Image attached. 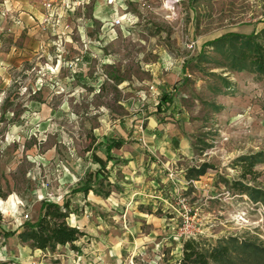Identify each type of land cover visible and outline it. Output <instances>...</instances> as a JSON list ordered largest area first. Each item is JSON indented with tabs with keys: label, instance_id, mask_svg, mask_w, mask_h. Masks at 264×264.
Returning <instances> with one entry per match:
<instances>
[{
	"label": "rangeland",
	"instance_id": "374dc122",
	"mask_svg": "<svg viewBox=\"0 0 264 264\" xmlns=\"http://www.w3.org/2000/svg\"><path fill=\"white\" fill-rule=\"evenodd\" d=\"M48 2L0 0V232H20L42 201L67 198V224L83 235L75 249L42 252L2 234L0 264H178L188 234L264 243L263 206L232 188L264 191V163L245 179L236 163L264 153V75L221 68L206 45L230 33L264 38V0ZM161 70L189 77L158 116L137 93ZM131 131V146L183 136L192 154L161 159L160 193L143 205L127 201L123 182L112 200L73 194L105 138ZM117 168L105 178L119 180Z\"/></svg>",
	"mask_w": 264,
	"mask_h": 264
},
{
	"label": "trees",
	"instance_id": "16d2710c",
	"mask_svg": "<svg viewBox=\"0 0 264 264\" xmlns=\"http://www.w3.org/2000/svg\"><path fill=\"white\" fill-rule=\"evenodd\" d=\"M213 53L220 57L216 62L221 68L231 72H247L258 76L264 75V38L258 35L226 34L206 44ZM166 97L161 98L166 102ZM121 146L120 141H112L105 145L106 160L93 155L92 160L99 169L86 174L80 185L71 192L87 195L92 192L106 199L110 195V184L106 182V190L102 186L105 178L110 151ZM240 168V178L253 176L254 168L264 163V153L240 157L237 160ZM208 166L202 164L193 170L189 176L195 180L203 176ZM232 188L240 194H245L254 203H260L264 208V191L243 185L241 182L232 183ZM73 212L67 198L62 204L42 201L40 212L35 222L23 223L20 232H0L6 237L16 235L19 242L27 244L33 250L54 252L57 247L69 246L75 249V243L83 235L78 229L67 224V219ZM178 264H264V243L256 239L238 238L233 236L217 239L214 244H208L200 238H187L182 243L181 258Z\"/></svg>",
	"mask_w": 264,
	"mask_h": 264
},
{
	"label": "crops",
	"instance_id": "0c3cea01",
	"mask_svg": "<svg viewBox=\"0 0 264 264\" xmlns=\"http://www.w3.org/2000/svg\"><path fill=\"white\" fill-rule=\"evenodd\" d=\"M183 76L189 77L181 70L176 72L164 71V73L162 72V70L160 72H155L153 73L152 78L148 83V87L144 89H140L137 93V96L142 99L145 98L146 103L153 104L154 105L153 111L157 112L156 114L158 116L167 115L169 114L168 109L174 106V103H172L169 96L177 86L183 83L181 78ZM150 87L153 88V91L149 90ZM163 97H166L165 99L166 102L161 101V98ZM170 103L172 104L170 105ZM165 107H168L167 109L168 113L163 114L162 111L166 109ZM157 124L158 122L152 119L149 122V128H155L158 126ZM152 132L154 133L155 131L152 130ZM153 133L150 134L148 132V137L146 138L149 139V134L150 136H152ZM133 135L136 139L135 131H131V133L128 134L121 133L119 138L113 136L106 137L105 141L102 142V145L100 146L99 152L94 155L98 156L102 160H106L105 145L109 144L112 141L121 142L120 147L113 148L110 151V159L107 162V166H106V173H108V171L109 172L116 171L115 169L118 167L117 169L121 170V176L119 177L120 179L117 180L114 178V180H112L108 176L106 179L110 184V188L119 185L120 182H123L120 184L124 186V188H122L121 191L123 195H126L127 201L129 202L131 200V202H133L135 205L136 204L143 205L144 202L147 203L149 202V200H145L144 197H148L147 194L150 191L153 190L154 194L160 193V191L159 190L156 191V189L159 187L160 179H161V174H160L161 166H159L162 164L161 159L165 161V165L168 166L170 165V163L173 164L175 161H178L177 156L188 157L189 155L192 154V151L191 148L182 144L185 140L183 136L177 138L180 140L178 146L170 145V143L174 142L175 139L173 140L166 136L164 146L155 145L145 149L143 147L131 146L129 140L132 139L131 136L133 137ZM137 137L139 136L137 135ZM156 137L158 138L159 136ZM152 138H154V136H152ZM93 164L95 165V167L88 170L85 173V175L89 172H94L99 169L98 164L94 162ZM106 173L105 175H107ZM110 175L112 176V173H110ZM75 194H81L82 196L87 198L90 195H94L92 192H89L87 195H83L82 193H75ZM113 194H114L113 191H111L110 195L106 199L100 196H96V195L94 196L99 200H110V199L112 200ZM153 198H158V197H153ZM135 212H138L139 215H143L141 211L135 210Z\"/></svg>",
	"mask_w": 264,
	"mask_h": 264
},
{
	"label": "built area",
	"instance_id": "2783aa9c",
	"mask_svg": "<svg viewBox=\"0 0 264 264\" xmlns=\"http://www.w3.org/2000/svg\"><path fill=\"white\" fill-rule=\"evenodd\" d=\"M42 2H43V5H44V6H46V7H50V4H49L48 0H42ZM121 21H122L121 18H116V19H114V20L111 22V26H119V25H121ZM149 90L153 91V88L150 87ZM189 235H190V234H188V237H187V238L190 237Z\"/></svg>",
	"mask_w": 264,
	"mask_h": 264
},
{
	"label": "bare ground",
	"instance_id": "6f19581e",
	"mask_svg": "<svg viewBox=\"0 0 264 264\" xmlns=\"http://www.w3.org/2000/svg\"><path fill=\"white\" fill-rule=\"evenodd\" d=\"M0 210H2V208H1V203H0Z\"/></svg>",
	"mask_w": 264,
	"mask_h": 264
}]
</instances>
